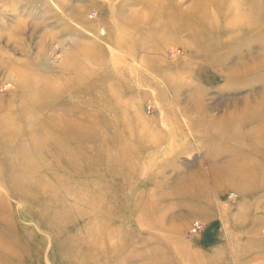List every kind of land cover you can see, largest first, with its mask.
I'll return each mask as SVG.
<instances>
[{"label": "rangeland", "instance_id": "1", "mask_svg": "<svg viewBox=\"0 0 264 264\" xmlns=\"http://www.w3.org/2000/svg\"><path fill=\"white\" fill-rule=\"evenodd\" d=\"M0 264H264V0H0Z\"/></svg>", "mask_w": 264, "mask_h": 264}, {"label": "built area", "instance_id": "2", "mask_svg": "<svg viewBox=\"0 0 264 264\" xmlns=\"http://www.w3.org/2000/svg\"><path fill=\"white\" fill-rule=\"evenodd\" d=\"M150 107H151V105L148 104L147 109H149ZM204 227H205V224L202 221H200L198 219H193L188 223V225L184 229V232L186 235H191L193 233L199 232Z\"/></svg>", "mask_w": 264, "mask_h": 264}]
</instances>
